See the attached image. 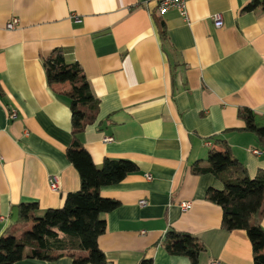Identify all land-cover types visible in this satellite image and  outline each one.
I'll use <instances>...</instances> for the list:
<instances>
[{"label":"crops","instance_id":"0c3cea01","mask_svg":"<svg viewBox=\"0 0 264 264\" xmlns=\"http://www.w3.org/2000/svg\"><path fill=\"white\" fill-rule=\"evenodd\" d=\"M251 1L188 0L183 16L178 9L158 14L154 0H0V236L20 222L11 216L18 204L37 202L41 214L80 189L66 156L68 85H48L43 68L44 58L60 49L67 62L79 64L99 102L95 122L79 135L93 163L100 167L108 157L137 166L100 189L119 202L104 214L98 237L107 261L189 264L161 244L172 228L204 244L199 264H253L245 231L222 229L221 207L205 198L222 183L190 169L224 142L250 177L264 169V149L238 117L240 107L264 115V8L246 9ZM216 13L220 27L210 18ZM13 17L19 25L7 30ZM14 264H72V258Z\"/></svg>","mask_w":264,"mask_h":264},{"label":"trees","instance_id":"16d2710c","mask_svg":"<svg viewBox=\"0 0 264 264\" xmlns=\"http://www.w3.org/2000/svg\"><path fill=\"white\" fill-rule=\"evenodd\" d=\"M262 4L264 0H252L246 9ZM158 34L166 41L165 25L157 19ZM48 85L66 83L63 94L69 100L71 144L66 149L68 161L78 172L80 189L69 192L61 207L47 208L37 214V202H24L12 208L16 221L32 219L30 229L16 235L0 236V264H14L19 260L34 258L52 260L62 254L72 258V264H110L98 246V237L105 232L104 214L115 209L119 202L104 197L100 189L121 182L137 170L127 159L105 157L96 166L83 147L79 135L88 124L95 122L98 99L78 63L67 62L62 50H53L43 60ZM238 117L244 122V130L254 133L264 149V115L247 107L238 109ZM194 175L211 174L223 185L221 189L210 187L205 198L222 209L221 228L227 231H245L251 247L253 264H264V169L253 177L245 166L231 153L224 142L222 150L210 149L205 163L191 166ZM163 248L172 255L185 256L189 264H199L206 247L194 235L169 229L161 241ZM76 252H85L76 255ZM138 264H152L142 259Z\"/></svg>","mask_w":264,"mask_h":264},{"label":"built area","instance_id":"2783aa9c","mask_svg":"<svg viewBox=\"0 0 264 264\" xmlns=\"http://www.w3.org/2000/svg\"><path fill=\"white\" fill-rule=\"evenodd\" d=\"M188 0H154L157 13L162 15L166 13L170 9H178V11L185 16V3ZM214 23L215 27H220L222 25V17L220 13L212 14L210 17ZM19 25V20L16 17L11 18L9 21L6 22L5 28L7 30L15 29ZM16 110L10 109L7 116L10 119H14L16 117ZM105 141L111 140L110 137L104 138ZM257 152V151H255ZM3 160V157L0 155V162ZM147 179H151V176L149 174L146 175ZM49 186L51 189L56 190L58 188V180L57 177L52 175L48 179ZM139 204H145V200H141ZM181 208L188 209L190 207V202H182L180 204ZM209 264H218L217 260H210Z\"/></svg>","mask_w":264,"mask_h":264},{"label":"rangeland","instance_id":"374dc122","mask_svg":"<svg viewBox=\"0 0 264 264\" xmlns=\"http://www.w3.org/2000/svg\"><path fill=\"white\" fill-rule=\"evenodd\" d=\"M31 223H32L31 218L14 223L12 226L13 228L10 231V235L20 236L22 232L30 229Z\"/></svg>","mask_w":264,"mask_h":264}]
</instances>
